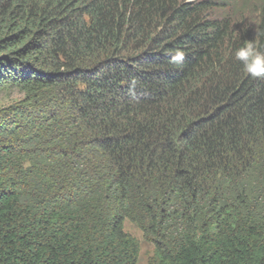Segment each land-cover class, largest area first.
<instances>
[{
  "label": "trees",
  "instance_id": "trees-1",
  "mask_svg": "<svg viewBox=\"0 0 264 264\" xmlns=\"http://www.w3.org/2000/svg\"><path fill=\"white\" fill-rule=\"evenodd\" d=\"M247 41L264 0H0V264H136L126 220L149 264H264Z\"/></svg>",
  "mask_w": 264,
  "mask_h": 264
},
{
  "label": "clouds",
  "instance_id": "clouds-1",
  "mask_svg": "<svg viewBox=\"0 0 264 264\" xmlns=\"http://www.w3.org/2000/svg\"><path fill=\"white\" fill-rule=\"evenodd\" d=\"M171 63L181 66L185 53L175 49L170 53ZM234 58L242 65L244 72L253 79H264V51H261L253 41H247L234 52ZM135 81H133V85Z\"/></svg>",
  "mask_w": 264,
  "mask_h": 264
},
{
  "label": "rangeland",
  "instance_id": "rangeland-1",
  "mask_svg": "<svg viewBox=\"0 0 264 264\" xmlns=\"http://www.w3.org/2000/svg\"><path fill=\"white\" fill-rule=\"evenodd\" d=\"M230 2H232V0H230ZM20 97L21 96L17 92H6L0 94V106L7 105L12 100H16ZM124 230L127 233H129L131 236L136 238L138 241L139 253L136 264H149L150 259L153 255V248H154L153 245L144 239L142 232L133 223L127 220L124 222Z\"/></svg>",
  "mask_w": 264,
  "mask_h": 264
}]
</instances>
